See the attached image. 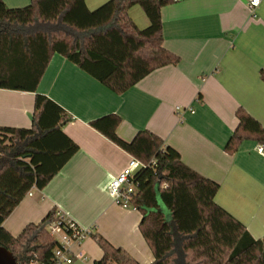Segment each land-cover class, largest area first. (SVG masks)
Listing matches in <instances>:
<instances>
[{
  "label": "crops",
  "instance_id": "crops-1",
  "mask_svg": "<svg viewBox=\"0 0 264 264\" xmlns=\"http://www.w3.org/2000/svg\"><path fill=\"white\" fill-rule=\"evenodd\" d=\"M107 1L86 3L95 10ZM4 2L15 8L31 0ZM129 14L139 28L149 26L141 6H133ZM161 14L164 46L180 61L154 70L122 94L61 54L53 55L37 93L65 109L69 120L63 131L79 150L45 188L34 189L7 218L4 227L13 236L58 209L141 264L152 263L153 253L139 228L141 212L117 204L108 188L132 155L90 124L118 114L122 121L117 134L122 139L131 141L145 129L160 136L179 151L185 164L219 184V205L255 238L264 237L261 144L245 140L234 154L225 151L239 124V108L264 125V2L252 15L245 0H174ZM35 95L0 88V126L31 128ZM176 106L183 109L177 111ZM159 208L170 213L161 200ZM73 249L85 258L72 264H94L103 256L92 236Z\"/></svg>",
  "mask_w": 264,
  "mask_h": 264
},
{
  "label": "trees",
  "instance_id": "trees-1",
  "mask_svg": "<svg viewBox=\"0 0 264 264\" xmlns=\"http://www.w3.org/2000/svg\"><path fill=\"white\" fill-rule=\"evenodd\" d=\"M173 2L109 0L90 10L86 0H31L15 8L0 0V88L36 93L31 128L0 126V245L18 264L32 259L52 264L61 243L48 225L58 219V209L27 224L18 236L4 222L33 187L45 188L79 150L63 131L69 120L65 109L37 93L53 55L122 94L154 70L179 63L164 46L161 10ZM135 5L149 18L148 27L139 28L130 17ZM236 115L239 124L225 151L234 154L245 140L264 146V125L242 107ZM121 121L118 114H107L90 124L143 163L134 174L131 205L142 214L139 228L153 253L151 264H264V237L255 238L216 202L219 184L185 164L179 151L150 130L122 139ZM158 196L170 213L160 210ZM88 236L103 251L94 264H141L92 230Z\"/></svg>",
  "mask_w": 264,
  "mask_h": 264
},
{
  "label": "built area",
  "instance_id": "built-area-1",
  "mask_svg": "<svg viewBox=\"0 0 264 264\" xmlns=\"http://www.w3.org/2000/svg\"><path fill=\"white\" fill-rule=\"evenodd\" d=\"M252 15L256 14V10L262 5L264 0H245ZM177 111L183 109L182 106H176ZM188 109L194 113L191 107ZM260 151H264V146H259ZM143 166V163L136 157L131 156L129 164L120 171L110 182L108 188L117 204L124 208H135L131 205L132 197L136 192L137 184L134 180L135 172ZM32 188L28 195H32ZM58 219L49 223L48 228L52 235L59 238L61 246L54 251L52 264H72L76 260L85 258L81 251H74V246L80 247L84 239L91 230L83 228L79 223L67 216L63 211L58 210ZM30 264H44L42 262L31 260Z\"/></svg>",
  "mask_w": 264,
  "mask_h": 264
},
{
  "label": "water",
  "instance_id": "water-1",
  "mask_svg": "<svg viewBox=\"0 0 264 264\" xmlns=\"http://www.w3.org/2000/svg\"><path fill=\"white\" fill-rule=\"evenodd\" d=\"M64 124L65 122L62 123ZM0 264H18L13 252L2 245H0Z\"/></svg>",
  "mask_w": 264,
  "mask_h": 264
},
{
  "label": "rangeland",
  "instance_id": "rangeland-1",
  "mask_svg": "<svg viewBox=\"0 0 264 264\" xmlns=\"http://www.w3.org/2000/svg\"><path fill=\"white\" fill-rule=\"evenodd\" d=\"M159 200H160V197H159ZM75 263V262H74Z\"/></svg>",
  "mask_w": 264,
  "mask_h": 264
}]
</instances>
